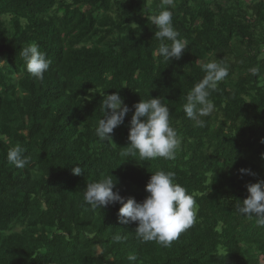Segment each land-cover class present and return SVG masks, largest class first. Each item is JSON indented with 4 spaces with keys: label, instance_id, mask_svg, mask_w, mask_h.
Returning <instances> with one entry per match:
<instances>
[{
    "label": "trees",
    "instance_id": "obj_1",
    "mask_svg": "<svg viewBox=\"0 0 264 264\" xmlns=\"http://www.w3.org/2000/svg\"><path fill=\"white\" fill-rule=\"evenodd\" d=\"M174 5L187 48L165 61L151 20L167 8L162 0H0V264H264V228L235 207L247 184L264 180V0ZM30 44L52 61L42 80L20 54ZM213 59L229 75L200 128L183 105ZM116 92L130 108L151 97L169 107L182 141L174 160L142 161L130 148L134 109L111 133L114 144L99 140L104 93ZM16 146L29 160L23 168L7 159ZM158 170L174 172L199 206L170 247L142 242L135 222L120 224L119 203H84L87 184L109 174L113 191L142 202Z\"/></svg>",
    "mask_w": 264,
    "mask_h": 264
},
{
    "label": "clouds",
    "instance_id": "obj_2",
    "mask_svg": "<svg viewBox=\"0 0 264 264\" xmlns=\"http://www.w3.org/2000/svg\"><path fill=\"white\" fill-rule=\"evenodd\" d=\"M162 5L167 8L151 18L157 29L154 37L160 41L157 52L165 61L173 58L180 60L187 44L178 39L179 33L173 24V12L169 9L175 6L174 0H162ZM20 54L26 60L28 73L42 80L52 63L46 53L40 51L36 44H30ZM201 70L205 75L187 94L183 111L194 126L203 128L206 126L203 118L211 116L215 111V105L210 99L211 93L229 75V68L221 60L213 59L203 64ZM252 71L255 73L257 69ZM133 109L128 134L130 148L139 154L142 161L156 158L174 160L182 141L171 125L169 107L160 97L141 99L130 108L118 92L110 95L104 93V117L95 130L99 140L113 143L111 133L124 122L126 114ZM7 159L18 168L25 167L29 162L19 146L8 151ZM81 171L79 165L72 167L75 175H79ZM239 173L256 175L250 169L244 168L239 169ZM115 186L116 181L110 174L97 182L87 184L84 203L93 210L119 203L121 207L118 211V222L123 225L135 222L136 235L142 242L155 241L163 247H170L181 233L196 222L199 206L187 189L176 182L174 172L158 170L152 174L145 186L149 195L142 202H137L133 197H122L118 191H113ZM246 188L248 195L236 204V213L250 220L254 218L256 225L264 228V180L249 183ZM115 239L119 241L121 237L117 236ZM128 260L133 262L137 257L130 254Z\"/></svg>",
    "mask_w": 264,
    "mask_h": 264
}]
</instances>
